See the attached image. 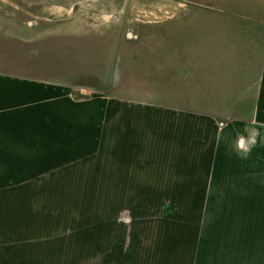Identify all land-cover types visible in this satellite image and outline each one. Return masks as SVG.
I'll use <instances>...</instances> for the list:
<instances>
[{"label":"crops","instance_id":"0c3cea01","mask_svg":"<svg viewBox=\"0 0 264 264\" xmlns=\"http://www.w3.org/2000/svg\"><path fill=\"white\" fill-rule=\"evenodd\" d=\"M195 2L226 5L228 11L211 16L197 14L196 19L201 24L211 22L219 41L221 33L229 32L232 36L239 35L242 44L230 48L231 52L226 40L215 45L208 61L202 56L194 67L198 75H194L193 81L187 76V70L193 66L182 60L172 63L171 72L164 76L163 87L158 92L149 90V94H162L165 102L162 110L109 112L104 115L105 123L99 126L68 125L66 140L62 141L57 118L65 116L64 110L51 109L39 114L42 120L35 127H26L31 134H37L35 140L25 136L28 139H21L20 144L0 140L1 159L10 151L17 154L20 159L17 163L21 165L54 167L44 176L36 172L29 181L21 179L23 188L36 190L32 195H43L37 191L45 189L49 192L44 194L51 196L115 198L111 199L114 203L106 206L99 222L83 226L86 261L95 259L99 264L245 262L244 255L242 261L240 252L237 253L240 239L236 243L232 241L235 237L222 231L229 227L224 225L226 222L215 224L214 219L207 220V214L245 213L264 206V190L248 189L242 184L264 180V173L237 171V165H246L252 150L262 148L259 138L250 136L264 134V0ZM201 30L204 35L203 27ZM201 52L205 50L202 48ZM217 78L221 80L220 89L218 83H213ZM5 81L36 86L41 99L47 94L56 102L59 84L0 75V82L7 84ZM4 98L5 94L0 93V102ZM24 127L19 126L22 132ZM238 140L241 148L237 147ZM244 141L249 146H243ZM0 163L7 162L0 160ZM59 165H66V169H55ZM23 188L20 197L31 193ZM9 196L18 197L12 190H0V199ZM2 205L0 249L5 252L0 250V264H9L10 254L6 249L11 243L4 239L12 231L2 228L10 224L2 214L10 212L11 207ZM121 210L131 214L127 226L119 225L112 216L107 217L108 213ZM217 226L219 235L211 238L210 248H204L205 237L198 230ZM97 228L98 232H92ZM24 233L21 229V235Z\"/></svg>","mask_w":264,"mask_h":264},{"label":"rangeland","instance_id":"374dc122","mask_svg":"<svg viewBox=\"0 0 264 264\" xmlns=\"http://www.w3.org/2000/svg\"><path fill=\"white\" fill-rule=\"evenodd\" d=\"M195 1L201 2L0 0V75L59 84L53 103L55 98L47 94L41 99L36 86L8 80L4 82L7 84H2L1 81L0 93L3 92L7 100L4 98L0 102V140L9 139L17 144L21 139H28L25 137L35 140L37 134H31L26 127H35L39 119L42 120L39 114L51 109L64 110L65 116L57 118L62 141L66 140L68 125L73 128L89 124L99 126L105 123L104 115L109 112L162 110L165 105L162 94H149V90L158 92L163 87L164 76L171 72L172 63L182 60L187 66H193L187 70V76L193 81L198 73L194 67L202 56L208 61L215 45L226 40L230 50L242 44L239 35L232 36L229 32L221 33L219 41L211 22L201 24L196 19L197 14L211 16L228 11L226 5L197 4ZM215 80L213 83H218L220 89L221 80ZM19 126H25L24 132ZM254 137L259 138L262 148L252 150L244 167L237 165L239 173H264V134L250 136ZM243 146L249 143L244 141ZM3 157L0 160L7 163H0V190H12L18 195L0 199L2 206L11 207L10 212L2 214L10 221L2 228L12 231L4 239L11 243L6 249L10 254L9 264H99L95 259L86 261L83 258V226L99 222L106 206L114 203L111 199L115 198L51 196L44 194L49 192L45 189L37 191L43 195H32L36 190L23 188L21 179L29 181L36 172L44 176L43 173L51 171L53 166L21 165L17 163L20 160L17 154L10 151ZM58 168L66 169V165L55 166ZM22 174L25 177H21ZM242 184L248 189L264 190V180ZM21 187L31 193L20 197ZM257 208L260 209L245 213L207 214V220L214 219L215 224L216 221L226 222L224 225L229 227L222 231L235 237L232 241L236 243L240 239L237 253L240 252L242 261L244 255V264H264V206ZM111 216L122 226L131 222V214L126 210L108 213V219ZM23 221L27 224H21ZM21 229L25 230L24 235ZM218 229L217 226L198 230L205 237L202 238L204 248L211 247L208 243H212L213 236L219 235ZM96 231L99 228L92 230ZM92 234L98 236V233Z\"/></svg>","mask_w":264,"mask_h":264},{"label":"clouds","instance_id":"9594fccd","mask_svg":"<svg viewBox=\"0 0 264 264\" xmlns=\"http://www.w3.org/2000/svg\"><path fill=\"white\" fill-rule=\"evenodd\" d=\"M239 144H240V141L238 140V141H237V147H238V148H239ZM241 150H242V149H241Z\"/></svg>","mask_w":264,"mask_h":264}]
</instances>
